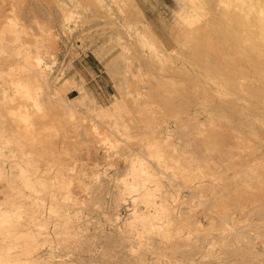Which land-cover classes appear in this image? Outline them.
Here are the masks:
<instances>
[{
    "label": "rangeland",
    "instance_id": "obj_1",
    "mask_svg": "<svg viewBox=\"0 0 264 264\" xmlns=\"http://www.w3.org/2000/svg\"><path fill=\"white\" fill-rule=\"evenodd\" d=\"M26 1L12 0L34 38L44 35L35 21H49L57 33L56 42L40 43L50 51L41 56L61 101L74 108L76 128L35 122L32 131H17L23 137L7 130V80L19 70L10 71L8 51L0 52V207L27 209L0 220V264H264L262 246L254 243L264 242V223L242 216L237 231L227 224L223 230L216 215L217 183L231 182V127L248 117L253 86L263 88L254 93L264 101V42L260 53L244 24L264 21V0H255L260 18L252 0ZM242 1L248 4L241 10ZM8 4L0 0V30ZM194 5L200 9L191 12ZM195 11L198 23L186 37L183 17ZM145 23L160 42L140 39ZM2 32L8 48V28ZM120 35L129 60L121 56ZM160 50L186 68L160 59ZM135 89L143 99L133 100ZM171 93L179 99L171 101ZM115 102L121 107L112 108ZM51 103L53 113L62 109ZM119 109L120 116L101 114ZM206 120L219 125L202 127ZM11 177L17 182L8 183ZM16 188L24 195H12ZM226 198L229 205L233 199Z\"/></svg>",
    "mask_w": 264,
    "mask_h": 264
},
{
    "label": "bare ground",
    "instance_id": "obj_2",
    "mask_svg": "<svg viewBox=\"0 0 264 264\" xmlns=\"http://www.w3.org/2000/svg\"><path fill=\"white\" fill-rule=\"evenodd\" d=\"M18 1H21L22 2V0H18ZM114 1L117 2V0H113V2ZM219 1H222V0H219ZM227 1H229V0H227ZM246 1H248V0H246ZM253 1H255V0H252V2ZM25 2H27V1L25 0ZM225 2H226V0H225ZM8 3H10V5L8 4L9 5V7H8V23H6L4 25V27L0 30V40H3V39H1V37L4 34V32H2V31L6 27L8 28V32H7L8 33V35H7L8 36V48H6L4 45H2L0 43V52L1 53L2 52H5L6 53V51H8V67L10 68V71H13V73H14V70H17V71L19 70V71L18 72H15L16 73L15 74L16 77L14 76V78H12V79L10 78V79L7 80L8 81V95H7V97H8V114L10 116V118L8 119L9 121H8V129L7 130H10V132H12V133L13 132H16L17 135H22V137H23V133L18 134L17 131H21V130H23L24 132H25V130L26 131H32L33 130V127H34L33 125H34L35 122L45 123L46 126L49 127V128H54V127H57V126H63L64 127V125L66 124V122H68L69 123V126H72V128H73L74 125H72L73 124L72 119L74 120L75 115H76L75 114V111H74V108L71 105L65 104V103H63L61 101V95H62V93H59L56 90V88L53 87V83L52 82L54 81V77H53V81L52 82H50V80H48V78L46 77L45 70H46V67L48 65H47V63H44L43 62V59H42V56H41L42 54H44V53L46 54V52L48 53L50 51H48V50L43 51L40 48V43L42 44L43 42L48 41V40L49 41L52 40V41L56 42L57 41V38H58L57 33L52 31V27L50 26L49 21H47V20H46L47 22L46 21H35L36 20V18H35V20H34L35 23L40 27L42 33H44V35L42 36V39L41 40L35 39L34 36L36 34L33 31L32 26H27V25L25 26L24 21H21V17H20L21 15L18 16L20 14V11H21V8L22 7L20 8L19 5H15L14 2H12V0H8ZM234 3H236V2H234ZM242 3L244 5L245 2L242 1ZM247 4L248 3H245V6H240V4H239V6L241 7V10H242V7L245 8ZM256 5L257 4H256V1H255V3L252 4L251 8L253 7V8H256L258 10V12L256 10L257 14H255V15H256V18H260V16H261L260 15V10H259L260 9V6L259 5L256 6ZM117 7H119V6H117ZM190 7H188V9ZM249 7H250V4H249ZM132 8H133L132 10L134 11V7L133 6H132ZM251 8H250V10H251ZM100 9L98 8V10H100ZM191 9H190L191 12H194L193 9L194 10L200 9V7L198 5L197 6L194 5V7H192ZM24 12H25V10H24ZM191 12H189V14L187 13L183 17V18L189 19V21H182L183 22L182 27H184V29L181 31V34L186 35V37L187 36H191V34H192L191 33V30L192 29L190 30V29H186V28H192V26H194V23H195V26H196V23H198L197 21H194V20H196L197 18H199L198 17L199 13H197L195 11L196 14L195 13L192 14ZM101 13H102V11L99 14H101ZM242 13L244 14V11ZM245 13H246V9H245ZM247 14H244V15L248 17L249 15H247ZM104 15L105 14H103V16ZM96 16H97V13H96ZM72 17H73V15H72ZM104 17H107V16H104ZM109 17H111V16H109ZM32 18H33V16H32ZM47 18H48V16H47ZM68 18H69V16L67 15V18L66 19H68ZM95 18H97V17H95ZM25 19H26V16H25ZM97 19H99V18H97ZM67 22H69V21H67ZM72 22H74V21H72ZM247 22L248 23H246V21H244V24L246 25L247 28L250 26L249 29H251V32L256 33L257 30L261 31V32H258L257 34L252 33L253 34V37L251 38V41H250L253 45L254 44L257 45L258 43H260V47H258V51L261 53L262 50H263L262 43L264 42V21H247ZM130 23H131L130 21H126L125 24H122V23L121 24L123 26L124 25L129 26L131 28V26H130L131 24ZM142 25H143L142 27L139 25L142 28V34H139L140 35V39H143L146 36L147 38L151 39L153 42L154 41L155 42H160V40L157 39L156 34L152 31V29L150 28V26L147 23L142 24ZM73 26L75 28V24H73ZM132 26H133V24H132ZM67 27H68L69 33H72L73 31L71 29L72 28L71 24L68 23V26ZM129 27H127V28H129ZM129 35H131V34H129ZM117 39H118L119 43L121 44L122 50H123L121 56L129 60L130 57H128V55H126V54H128V46L122 40L123 38H122L121 35L120 36H117ZM146 42H147V40H146ZM172 51H174V50H172ZM178 52L179 51L177 50V53ZM240 52H243V51L240 50ZM157 53H158V57L160 59H163L165 62L171 64L175 69L176 68L179 69L181 67H185V66H183V64H181V66H178L177 64H174L175 61H173L172 60L173 58L171 57V54L172 53H166L163 50H160ZM1 55H3V54H1ZM51 55H52V53H51ZM175 55H173V56H175ZM9 58H11V59H9ZM127 65H128V63H127ZM249 66L256 67L257 66V63L253 61L251 63V65H249ZM169 68H171V66H169ZM51 70L52 69H50V71ZM159 70H161V69H159ZM194 73L195 72H193V74ZM11 75H12V73H11ZM48 75H50V72H49ZM239 80L242 81L243 79H240L239 78ZM213 81H215V80H213ZM250 81H251V83H254L256 80L255 79H252V80L250 79ZM239 82L240 81H238V83ZM212 83H214V82H212ZM217 83H218V81H217ZM220 83L222 84L221 81H219V84ZM215 84H216V82H215ZM239 84H241V83H239ZM137 89H135V92H134V95H133V100H139V99H143L144 98L143 93L141 91H138ZM259 89L260 90H263V88H256L255 86H253L251 88V92L252 93H251L250 97H251V99L254 98V105H252L251 110H250V112L247 115L248 117L246 119H244V121H242L243 123L240 122L241 125H240V123L238 124L240 126L237 125L238 128H236L237 126L235 124H234V128L231 127L232 128L231 130H232V133H233L232 134V139H231L232 142H231V146H230V164H231V168H232L231 182L230 183H217V187H218V190L217 191H218L219 201L216 204V208H217L216 209V215H217V219L219 221V224L222 226L223 230L225 228V225L227 224V225H230L231 228H233L234 230L237 231V224H236V222H238V220L242 216L247 217L248 219H250L252 221H255L256 223H258V221H262V223H264V101L257 99V97H256L257 95H256V93H254V92H257V94H258ZM44 94L47 95L46 96L47 101H46V99L44 100V99H42L43 97H41ZM3 99L5 100L4 97H3ZM170 99H171V101H175V100H178L179 98H178V96L176 94H172L171 93ZM43 100L46 101V102H48V103H44ZM53 101L54 102H57L59 104V107L62 108L57 113H53L52 112L53 110H52L51 106L52 107L54 106V108H56L55 107L56 105H50V103L53 102ZM112 106H113L112 108H116L117 109V108H120L121 107V103L120 102H115L114 105H112ZM119 111H120V109L116 111L117 113H115V111L111 112V110H108V111L101 110V114H104V116L119 115L120 114ZM196 114H197V112H196ZM35 116H37V117L39 116L40 118L37 119V118H35ZM241 118H243V117H241ZM177 119L179 121V117H177ZM0 120H1V118H0ZM36 120H38V121H36ZM211 120L210 121L209 120H206V122H200V125L202 127H203V125L205 127H207L206 125H208V127L212 125L211 128L212 129L213 128L215 129V127L218 126L219 123H218V125L211 124V123H213V122H211ZM3 122H4V120H3ZM1 123L2 122H0V124ZM42 123H41V125H42ZM197 123L199 124V122H197ZM236 123H238V121ZM213 125L215 127H213ZM43 126H44V124H43ZM0 128H1V126H0ZM75 128H76V126L74 127V129ZM57 130L59 132H62V133L65 132V130H62L60 127H58ZM68 130H69V128H68ZM36 133H37V131H36ZM24 137H25V135H24ZM39 137H40V135H39ZM41 140H43V139L41 138ZM23 143H24V141H23ZM35 144H36V142H35ZM18 146H20V145H18ZM25 147H27V146L24 145V148ZM24 148H23V150H24ZM36 148H38V147H36ZM41 148H43V147H41ZM134 152H135V150H134ZM34 155H36V154H34ZM28 156H30V155H28ZM41 158H43V155H42ZM30 159H31V157H30ZM32 160H33V158H32ZM43 161H44V159H43ZM37 162H38V160H37ZM133 162H138V163L142 164V160L141 159L134 160ZM33 168H34V166H33ZM39 168H38V170H39ZM62 168H64V167H62ZM62 171L64 172L65 170L62 169ZM37 172H39V171H37ZM3 174L4 173L0 169V176L4 177ZM31 174H32V172H31ZM18 175H19V173H18ZM14 177L8 178L7 179L8 183H13L14 180H15V178L16 179H21V176L20 175L18 176V178L17 177L14 178ZM23 178L25 179L26 177L23 176ZM35 179H38V178H35ZM42 179H40V180H42ZM63 179H64V177H62V176L61 177H59V176H55L54 177V181L55 180L56 181H61ZM15 181L17 182V180H15ZM28 181H29V178H28ZM135 188L137 190L141 191L143 194L148 193L147 189L142 184H139ZM10 189H11V186H10ZM12 189H15V188L12 187ZM13 194L15 196L16 195L17 196L18 195L19 196L20 195L21 196L24 195L18 189H17V192L12 193V195ZM226 194L229 195V198H232L233 199V201L231 203L229 202V205H232L231 207H229V205L227 204L228 201L225 202V199H227L226 198ZM198 196H200V195H198ZM13 197L14 196H12V198ZM13 200H15V199H13ZM6 203H8V200H6ZM21 207H24V206H22L20 204H16L15 207L13 209H11V210H9L8 207L7 208H1L0 207V220H2L3 218H6V217L8 218V217L15 216L14 214L16 212L17 213L20 212V214H21L23 211L27 210V209L24 210L22 208L23 211L21 212L20 211L21 210ZM24 208H26V206ZM227 208L229 210L226 212ZM164 209L165 208H163V210ZM260 228H262V227H260ZM254 243L257 244V245H261L262 246V250L264 251V242H262V244H259L258 242L257 243L254 242Z\"/></svg>",
    "mask_w": 264,
    "mask_h": 264
},
{
    "label": "crops",
    "instance_id": "obj_3",
    "mask_svg": "<svg viewBox=\"0 0 264 264\" xmlns=\"http://www.w3.org/2000/svg\"><path fill=\"white\" fill-rule=\"evenodd\" d=\"M130 2L132 3L131 5H134L133 2H132V0H130ZM191 2H192V0H191ZM134 6H135V5H134ZM148 25H149V24H148Z\"/></svg>",
    "mask_w": 264,
    "mask_h": 264
}]
</instances>
